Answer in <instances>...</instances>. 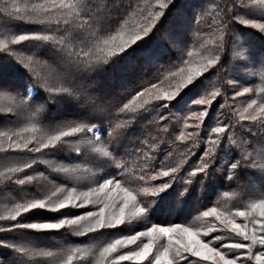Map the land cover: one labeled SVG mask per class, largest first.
<instances>
[{
  "label": "snow or ice",
  "instance_id": "obj_1",
  "mask_svg": "<svg viewBox=\"0 0 264 264\" xmlns=\"http://www.w3.org/2000/svg\"><path fill=\"white\" fill-rule=\"evenodd\" d=\"M175 7L3 0L0 264H264V0Z\"/></svg>",
  "mask_w": 264,
  "mask_h": 264
},
{
  "label": "trees",
  "instance_id": "obj_2",
  "mask_svg": "<svg viewBox=\"0 0 264 264\" xmlns=\"http://www.w3.org/2000/svg\"><path fill=\"white\" fill-rule=\"evenodd\" d=\"M25 2H27V0H7L8 4L17 3V4H20L21 6ZM139 2L143 3L144 0H139ZM152 2L154 3L155 0H152ZM2 6H3V0H0V7H2ZM185 7H186V0H176V7L170 9L169 12L166 13L165 16L161 19V27L167 26L172 21L173 17L176 15L177 11L183 10V9H185ZM138 19H139V17H137V20ZM135 22H136V20L131 21V23H133V24ZM247 31H254V30L248 29ZM153 40L156 41L157 43H160L156 36L153 37ZM160 46H162V44H160ZM254 79H255V86L254 87L256 89H259L260 87H264V85L261 84V77L259 75H257ZM248 86L253 87V85H248ZM240 90H242V89H240ZM252 98H255V96H253ZM129 99H130V97H129ZM185 99L187 100L188 97H186ZM125 102H127V100H125ZM248 102H250V100L247 98V96L238 97L235 102H233L231 99L229 100L230 105H233L234 107L239 108L241 111L243 110L242 108L245 107ZM179 127H182V125L178 126L174 135H179ZM5 130L6 129L4 127H0V132H3ZM14 139L19 140L20 137H14ZM0 141H3L6 145L7 137H0ZM7 163H8V161L3 159L2 154H0V172L4 171V166ZM43 168H44V166L41 165V169H43ZM29 174L31 175L33 173H29ZM46 175H47V173H45V176ZM45 176H37V180H36L37 185H42L45 190L49 189V188L54 190V188L49 184L48 180L45 179ZM2 183H3L2 178H0V184H2ZM81 190H83V189H81ZM66 194L67 193H65V195ZM20 195H24V193H19L15 197H13L11 193L0 194V214H6L7 209L12 207V203H9L7 198H11L13 200V202L19 203V202H22L19 199ZM232 203H233L232 200H223L221 203V207H229L230 208L232 206ZM96 210L97 209L94 205H85L82 208L73 209L72 211L77 215H83L87 211H96ZM132 234H135V233L133 232ZM120 235L121 234L117 233L114 237H108V239L110 240L112 238H119ZM101 239H103V238H101ZM48 243H49L50 250H52L53 252H57L59 250L58 246L62 245V242L60 241L59 237L51 238V240L48 241ZM72 243L77 244L79 246H84V245H92L96 242H93L90 239H85L84 237H75L74 236V237H72ZM62 246L68 247V245H62ZM132 247H135V246H132ZM127 250L128 249H124L123 251L126 252ZM58 261H59V257H53L47 261V264H58ZM124 264H130V262H124ZM202 264H207V263H206V261H204V262H202Z\"/></svg>",
  "mask_w": 264,
  "mask_h": 264
},
{
  "label": "rangeland",
  "instance_id": "obj_3",
  "mask_svg": "<svg viewBox=\"0 0 264 264\" xmlns=\"http://www.w3.org/2000/svg\"><path fill=\"white\" fill-rule=\"evenodd\" d=\"M239 51H240L241 54L243 53V50H242V49H240ZM241 91H242V90H241ZM242 109H243V108H242ZM206 263H207V264H209V263L211 264V261H206Z\"/></svg>",
  "mask_w": 264,
  "mask_h": 264
}]
</instances>
